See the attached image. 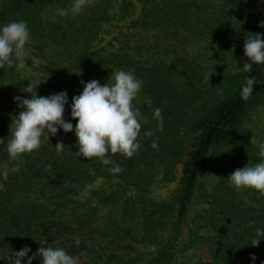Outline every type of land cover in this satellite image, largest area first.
I'll return each instance as SVG.
<instances>
[{
	"label": "trees",
	"instance_id": "16d2710c",
	"mask_svg": "<svg viewBox=\"0 0 264 264\" xmlns=\"http://www.w3.org/2000/svg\"><path fill=\"white\" fill-rule=\"evenodd\" d=\"M211 1L137 0L135 16L132 0H87L79 13L72 11L76 0H0V25L27 22V48L37 61L28 66L41 82L37 95L67 91L66 121L81 81L103 86L117 70L143 81L134 101L140 148L132 158L109 154L114 163L104 165L80 157L74 134L59 130L11 171L17 162L6 148L22 110L14 98H30L21 91L29 78L16 67L0 69V167L9 169L6 180L0 177V264L25 246L31 256L45 243L62 241L69 254L93 264H204L196 247L206 248L213 264H264V240L248 245L264 239L256 237L264 228V197L236 191L227 181L235 170H223L248 116L264 106V65L237 71L250 62L244 43L264 34L258 27L264 18L256 0H225L210 14L205 4ZM56 10L68 16L55 17ZM115 25H126L125 32L102 45ZM245 76L261 81L248 100L240 95ZM156 108L161 119L154 118ZM58 142L65 145L62 153L54 148ZM117 165L122 172L110 170ZM179 165L178 190L153 198V189L176 181ZM194 201L199 210L185 227ZM146 247L154 249L141 250Z\"/></svg>",
	"mask_w": 264,
	"mask_h": 264
},
{
	"label": "clouds",
	"instance_id": "9594fccd",
	"mask_svg": "<svg viewBox=\"0 0 264 264\" xmlns=\"http://www.w3.org/2000/svg\"><path fill=\"white\" fill-rule=\"evenodd\" d=\"M86 4L87 0H76L72 11L79 13ZM59 14L66 15L63 10ZM258 27H264V22ZM30 42L31 33L26 21H10L0 25V69L5 66L24 69V57ZM244 55L250 62L244 63L243 67L237 66L238 72L247 74L253 65H264V34H252L245 40ZM110 79L112 83H105L103 86L97 80L87 83L81 81L83 91L72 97L70 120L67 121L64 119L65 106L69 104L67 91L38 96L37 88L41 82L27 80L28 85L21 91L30 94V98L19 95L14 98L22 110L14 118L12 138L6 148L10 160L17 162V167L11 171H19L18 164L22 162V157L38 151L45 139L49 143V137H54L59 130L74 134L80 157L88 160L96 158L104 165L114 163L108 158L109 154L119 153L132 158L140 148L138 138L142 127L141 113L134 101L142 91L143 81L127 70H117ZM259 83L261 81L255 76H245V83L240 90L241 98L248 100L253 95L254 84ZM154 118L161 119L159 108L154 110ZM71 120L76 121L75 126ZM152 146L155 148L157 145L154 143ZM54 148L57 153H62L65 145L58 142ZM258 156L261 158L260 162L254 165L247 163L227 178L229 185L236 191L251 189L264 195V143L258 145ZM110 170L114 173L123 171L118 165ZM8 175L9 169L6 166L0 167V177L6 180ZM2 189L3 184H0V190ZM256 237H264V228L256 229ZM261 240L264 239L253 238L248 245L257 247ZM76 243L78 245L79 240ZM30 251L25 246L9 254L8 264H22V261L32 264L37 258L40 259V264H79L78 257L58 246H42L29 256ZM250 259L254 262L256 257L252 255Z\"/></svg>",
	"mask_w": 264,
	"mask_h": 264
},
{
	"label": "rangeland",
	"instance_id": "374dc122",
	"mask_svg": "<svg viewBox=\"0 0 264 264\" xmlns=\"http://www.w3.org/2000/svg\"><path fill=\"white\" fill-rule=\"evenodd\" d=\"M134 3H136V11H135V16H138L140 14V6L137 4V0H132ZM225 0H213L209 3H206L205 5H210V14L214 8H220L222 4L224 3ZM116 5L120 4L121 0H115ZM257 4L259 5V8L262 11V16L264 18V7H262V4H264V0H256ZM60 10H56L52 12L53 15L59 16ZM66 13V12H65ZM51 14V15H52ZM50 16V15H49ZM65 18L68 16L66 15H60L59 17ZM125 27L126 25H115L111 27L110 29H106V37L102 43V45H105L113 39V37L120 35L121 33L125 32ZM28 61H32V63L36 66L37 61L31 57L30 55V50L27 48V53L26 56L24 57V63H25V68L21 70L22 74L29 79H34L37 76V72L32 71L29 69L28 66ZM260 143H264V106L258 108L257 110L253 111L249 116L248 119L246 120L242 133L233 144L232 148L230 151L226 152L225 155V160H224V168L223 170L227 171L229 173L233 169H239L243 168L244 166L247 165H254L258 162H260L261 158L258 156V145ZM182 168L183 165H179L176 169V181L173 184L160 187L157 189L152 190V197L155 199H165L171 194L175 193L178 188H179V182L182 176ZM98 187L101 186V182L97 183ZM257 195L261 197H264V195H261L259 192ZM199 210V205L194 201L191 212L185 222V227L188 226L191 221L194 218V215L196 212ZM170 231H166L162 234V242L165 243L166 240L168 239ZM183 232H185V228L183 229ZM46 245H53V246H58L61 248H64L68 253H69V244L66 243L65 241L62 242H51V243H45L43 246ZM154 248H141L142 251H153ZM193 253L200 258L204 264H213L210 254L208 250L204 247H196L193 250ZM77 257V256H76ZM79 259V264H93L85 259Z\"/></svg>",
	"mask_w": 264,
	"mask_h": 264
},
{
	"label": "flooded vegetation",
	"instance_id": "af4514ba",
	"mask_svg": "<svg viewBox=\"0 0 264 264\" xmlns=\"http://www.w3.org/2000/svg\"><path fill=\"white\" fill-rule=\"evenodd\" d=\"M262 7H264V4H262Z\"/></svg>",
	"mask_w": 264,
	"mask_h": 264
}]
</instances>
